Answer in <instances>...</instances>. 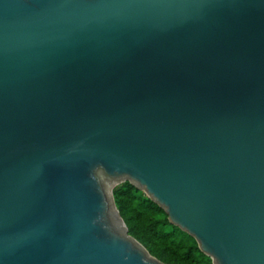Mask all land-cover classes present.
<instances>
[{"label": "water", "instance_id": "1", "mask_svg": "<svg viewBox=\"0 0 264 264\" xmlns=\"http://www.w3.org/2000/svg\"><path fill=\"white\" fill-rule=\"evenodd\" d=\"M125 181L264 264V0H0V264H169Z\"/></svg>", "mask_w": 264, "mask_h": 264}, {"label": "trees", "instance_id": "2", "mask_svg": "<svg viewBox=\"0 0 264 264\" xmlns=\"http://www.w3.org/2000/svg\"><path fill=\"white\" fill-rule=\"evenodd\" d=\"M113 195L129 233L152 255L169 264H213L196 239L172 224L166 211L143 190L125 181Z\"/></svg>", "mask_w": 264, "mask_h": 264}, {"label": "rangeland", "instance_id": "3", "mask_svg": "<svg viewBox=\"0 0 264 264\" xmlns=\"http://www.w3.org/2000/svg\"><path fill=\"white\" fill-rule=\"evenodd\" d=\"M124 183V182H123ZM122 183L118 184L117 186H115V188H117L118 186H120ZM114 190V189H113Z\"/></svg>", "mask_w": 264, "mask_h": 264}]
</instances>
